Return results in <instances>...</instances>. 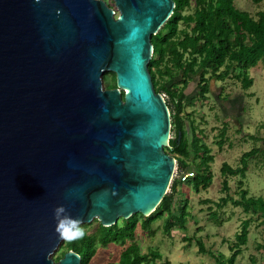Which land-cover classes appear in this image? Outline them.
<instances>
[{
    "label": "water",
    "instance_id": "95a60500",
    "mask_svg": "<svg viewBox=\"0 0 264 264\" xmlns=\"http://www.w3.org/2000/svg\"><path fill=\"white\" fill-rule=\"evenodd\" d=\"M111 1L0 0V264H80L50 257L58 207L67 235L147 216L168 190L170 111L148 62L174 1Z\"/></svg>",
    "mask_w": 264,
    "mask_h": 264
},
{
    "label": "trees",
    "instance_id": "16d2710c",
    "mask_svg": "<svg viewBox=\"0 0 264 264\" xmlns=\"http://www.w3.org/2000/svg\"><path fill=\"white\" fill-rule=\"evenodd\" d=\"M173 12L156 34L151 36L153 46L152 56L148 62L153 88L158 93H166V104L170 111L171 131L174 138L164 147L166 153L177 160L179 170L188 166V159L198 158L195 176L186 181L194 188L206 189L211 184V174L208 172L209 162L213 160L208 148L195 135L192 136V146L187 140L185 119L183 118V103L192 76L197 75L199 94L205 100L209 92V83L212 78L224 80L235 77L241 86H251L252 80L246 77L249 68L258 62L264 64V10L250 13L235 6V0H173ZM259 4L264 0H251ZM109 6L112 1H106ZM185 9L191 12L184 13ZM180 23L182 27H180ZM112 81L106 88L116 87L115 73ZM181 75L180 86L174 83V89L165 85L170 76ZM123 96V92L121 93ZM178 132L181 133L178 140ZM225 132V131H224ZM255 149L241 155L243 166L232 168L223 163L221 171L225 175H236L245 170V160L253 154ZM257 152V151H256ZM204 170L201 174L200 170ZM173 179L169 191L166 192L157 207L147 216L134 213L130 217L121 219L110 226H103L97 219L90 223L77 225L85 230L79 236L71 230L60 242V251L54 258L60 259L63 254L72 250L80 256V264H88L97 251V245L106 247L111 244L121 245V254L118 264H143L149 258L158 257V253H141L135 239V230L138 226L142 230L154 235L151 224L164 215L170 219L174 197L179 185ZM241 186L242 181H238ZM222 188L226 190L227 180H223ZM247 191L241 189V196L246 198ZM223 202L228 197L221 198ZM248 200V201H246ZM245 200V210L250 208L264 216V200L248 198ZM235 205L240 200H233ZM181 211L180 216H183ZM168 220L166 226H169ZM247 223H243L237 235L238 243L244 244L247 235ZM200 248V247H199ZM200 250V249H199ZM201 251V250H200ZM236 251L231 255L233 260ZM111 264V263H109Z\"/></svg>",
    "mask_w": 264,
    "mask_h": 264
},
{
    "label": "rangeland",
    "instance_id": "374dc122",
    "mask_svg": "<svg viewBox=\"0 0 264 264\" xmlns=\"http://www.w3.org/2000/svg\"><path fill=\"white\" fill-rule=\"evenodd\" d=\"M234 3L237 8L250 13L264 10V1L255 4L251 0H235ZM188 12H191V9L184 10V13ZM179 26L182 27V24L180 23ZM246 75L248 79L252 80L251 86L244 88L239 80L238 83L234 81L236 86L231 88L232 91L228 95L229 98H233L239 93L243 98V113L234 117L235 121H225L217 107L213 113H208V106H217L215 105L214 87L211 85L212 89L207 94L206 99L209 102L207 105L200 97L197 75L192 76V80L185 90L186 97L182 115L186 121L185 129L190 147L192 146V136L195 135L199 138V142L208 148L213 157L208 167L211 184L207 189L198 191H194L191 187L189 193L181 190L180 193L188 197V212L180 216V213L175 210V203L171 209L170 219L164 215L152 222L151 228L155 231L154 235L142 230L140 226L136 228L135 239L140 252L150 253L153 251L159 254L158 257L149 258L143 264H232L230 262L232 250H238L237 254H239L236 258L234 257L233 264H264L262 254L264 216L256 217L253 211L247 212L244 205L245 200L249 197L264 200V64L258 62L256 66L248 69ZM101 78L102 87L106 88L107 84L112 81V73L104 71ZM180 79L181 75L170 76L166 79L165 85L174 89V83H177V87L180 86ZM228 81V79H212L211 83H215L217 86L228 84L230 87L231 82ZM161 94H165L164 100H166L167 94L164 92ZM201 114H203V120L199 119ZM173 138L174 133L170 131L168 142ZM252 149L255 150L245 160V170L236 175L222 173L223 163L232 168L243 166L241 155ZM187 161L186 168L196 172L199 159L192 156ZM200 171L203 174L204 170ZM224 179L229 181L228 190L222 188ZM240 180L243 188L247 190L245 199L237 190ZM170 185L167 191H169ZM206 197L210 198L209 204L203 202ZM223 197H228L226 202L222 201ZM233 200H240V204L235 205ZM208 206L210 207L208 208ZM168 220L170 223L169 226H166ZM117 222L121 224V219L119 218ZM243 223L248 224V234L245 243L240 244L237 235L240 233ZM82 224L84 223L74 224L67 234L71 230H75L77 225ZM196 225L202 227L195 229ZM198 230L200 231L198 232ZM182 234L185 235V239L182 238ZM206 234L210 238L208 243L203 237ZM222 239L224 240L222 241ZM202 243L207 245L204 253L199 251ZM59 248L60 244L50 255L51 258L54 259L58 255ZM121 248L119 244H111L106 247L97 245L96 254L88 264H118Z\"/></svg>",
    "mask_w": 264,
    "mask_h": 264
},
{
    "label": "crops",
    "instance_id": "0c3cea01",
    "mask_svg": "<svg viewBox=\"0 0 264 264\" xmlns=\"http://www.w3.org/2000/svg\"><path fill=\"white\" fill-rule=\"evenodd\" d=\"M212 79H215V78H212ZM211 79V80H212ZM226 79H228L229 81L228 82H231L230 83V87H228V84L226 85V86H223V85H221V86H217L215 83H211V80H210V83H209V91H211V85L214 87V89L213 90H215L214 91V97H215V105H217V106H208V113L209 114H211V113H213V111L216 109V107L218 108V111H219V113L221 114V116H223V119L225 120V121H235V118L234 117H236V116H240V115H242V100H243V98H242V96L239 94V93H237V95L236 96H234L233 98H229L228 97V95H230V92L232 91V87H234V86H236V82L238 83L239 81L236 79L235 80V78H233V77H230V78H226ZM234 81H236V82H234ZM214 84H215V86H214ZM209 93V92H208ZM207 93V94H208ZM203 102H205L207 105L209 104V102H208V99H205ZM203 114H201V116H200V118L199 119H202L203 117ZM218 116V115H217ZM203 120V119H202ZM213 127V126H212ZM212 127H211V129H212ZM228 179H227V187H228ZM191 185H190V183H188V182H183V184L182 183H179V185L177 186V191H176V194H175V197H174V203H173V206H174V204L176 203V208H175V210L177 211V212H179V213H181V211H183L182 213H183V215L184 214H186L187 212H188V210H187V205H188V202L189 201H187L188 200V197H185V194H181L180 193V191L182 190V191H184L185 193H189V191H190V189H191ZM193 188V187H192ZM194 189V188H193ZM207 189V188H206ZM241 189H244L243 188V184H241V186H238V189L237 190H239L240 192H241ZM200 190V189H199ZM226 190H228V188L226 189ZM246 190V189H245ZM195 191V190H194ZM247 191V190H246ZM209 201H210V198H208V197H206V198H204L203 199V202H205V203H207V204H209ZM210 206H208V208H209ZM248 211H253L254 212V214H255V216L256 217H258V216H261V214L259 213V212H255L253 209H250V210H248ZM247 211V212H248ZM229 219H230V217H228ZM200 227H202L201 225H196L195 226V229H199ZM200 230H198V232H199ZM204 232V231H203ZM202 232V233H203ZM248 234V233H247ZM237 235V234H236ZM182 236V238L183 239H185L186 237H185V235L184 234H182L181 235ZM204 237V239H205V241L207 240V243L210 241V238H209V236H208V234H206L205 236H203ZM224 239H222V241H223ZM206 246L207 245H205L204 243H202L201 245H200V253L202 252V253H204L205 252V248H206ZM234 251H236V254H235V258L239 255V254H237V252H238V250H232V253L234 252ZM262 254H263V257H264V248H263V252H262ZM234 259V258H233ZM230 261H231V257H230ZM233 261V260H232ZM232 264H233V262H231ZM210 264V263H209Z\"/></svg>",
    "mask_w": 264,
    "mask_h": 264
},
{
    "label": "built area",
    "instance_id": "2783aa9c",
    "mask_svg": "<svg viewBox=\"0 0 264 264\" xmlns=\"http://www.w3.org/2000/svg\"><path fill=\"white\" fill-rule=\"evenodd\" d=\"M161 95L164 99L165 94H161ZM168 145H169V142H168ZM175 161H176V159H175ZM176 162H175V166L173 169V173L171 176L170 183L172 182L173 179H177L179 182L183 183V182H186V181L192 179L195 176V174H196L195 171H193L191 169L185 168V169L179 170Z\"/></svg>",
    "mask_w": 264,
    "mask_h": 264
},
{
    "label": "clouds",
    "instance_id": "9594fccd",
    "mask_svg": "<svg viewBox=\"0 0 264 264\" xmlns=\"http://www.w3.org/2000/svg\"><path fill=\"white\" fill-rule=\"evenodd\" d=\"M64 211V209L62 207H58L56 210H55V216H56V219L58 221V225H57V232L59 233V235L62 237V238H66V233H64L62 231L64 225L66 222H69V221H73L69 218H66V217H62L61 216V213ZM76 233L79 235V236H83L84 233H85V230L82 228V227H79L77 228L76 230Z\"/></svg>",
    "mask_w": 264,
    "mask_h": 264
}]
</instances>
